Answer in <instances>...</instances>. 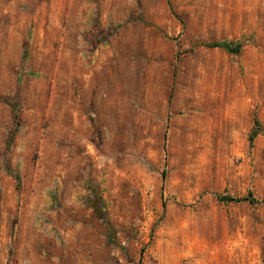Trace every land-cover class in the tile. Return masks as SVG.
<instances>
[{
  "label": "rangeland",
  "instance_id": "1",
  "mask_svg": "<svg viewBox=\"0 0 264 264\" xmlns=\"http://www.w3.org/2000/svg\"><path fill=\"white\" fill-rule=\"evenodd\" d=\"M0 264H264V0H0Z\"/></svg>",
  "mask_w": 264,
  "mask_h": 264
},
{
  "label": "trees",
  "instance_id": "2",
  "mask_svg": "<svg viewBox=\"0 0 264 264\" xmlns=\"http://www.w3.org/2000/svg\"><path fill=\"white\" fill-rule=\"evenodd\" d=\"M205 46L207 47H221L231 53H239L241 51L242 48V43L241 42H232V41H228V40H221V41H210V42H206L204 43ZM6 99V101H8L10 103V105L12 106V109L14 110V130L13 133L11 134V136L9 137L8 143L10 144L12 139H13V135L15 133V131L17 130L18 126H19V117L17 115V113L15 112L16 110V106L14 104V102H12V100H10L9 98H3ZM255 123H257L256 120H254ZM256 130L252 129L248 135V139L250 142L253 141L254 137L256 136ZM90 190H92L94 196L92 197V199L90 200V206L92 208V210L95 211H100V197L98 195V192L96 191V188L93 185H89L88 186ZM218 198L220 200L223 201H233V202H239V201H249V202H255V199L251 196L250 193H248L246 196L243 197H232V196H226V195H221L218 196ZM110 233H112V227L109 226L108 227Z\"/></svg>",
  "mask_w": 264,
  "mask_h": 264
}]
</instances>
